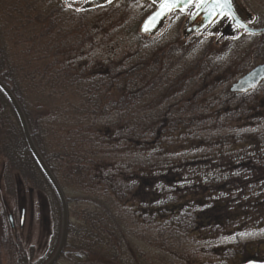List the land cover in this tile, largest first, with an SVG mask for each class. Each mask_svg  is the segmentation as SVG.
Segmentation results:
<instances>
[{
    "label": "trees",
    "instance_id": "trees-1",
    "mask_svg": "<svg viewBox=\"0 0 264 264\" xmlns=\"http://www.w3.org/2000/svg\"><path fill=\"white\" fill-rule=\"evenodd\" d=\"M91 13L93 11L86 10L81 15L86 17ZM144 58L147 56L131 55L125 58L116 66L115 74L107 69L108 74L114 76L113 81L120 84L117 98L109 100V97L103 98L109 90L105 81L108 76L100 71L85 75H75L66 70L54 71L50 75L47 71L34 74L20 71L16 76L15 68L10 66L8 53L0 51V80L17 99L33 143L67 204L68 228L60 261L96 264L100 256L112 255L114 262L126 264L124 255L129 250L127 247L131 245V240L115 220L114 213L119 212L135 215L138 220L145 217L149 223L164 221L169 215L180 219L182 213L184 217L196 214L194 216L198 220L199 216L205 215L198 221L201 227H221L225 223L245 218L256 222L250 224L245 221L238 230L251 228L257 233L264 229V212H259L260 217H252L249 212L264 206V101L250 96L257 88L243 94L229 93L227 103L224 102L218 109L197 107L199 117L189 125V120L173 117L174 114H182V106L185 105L181 102L180 105L178 101L173 103L177 106H166L163 103H167V99L162 106L150 112L146 110L145 101L151 90L144 91V78H151V84L162 91L181 86L178 95L182 97L189 92L183 88L192 85L190 81L196 73L195 79L201 75L206 77V73L209 78L211 73H208V68L212 69L214 62L207 60L206 71V63H194L193 55L179 56L176 60H173L175 55H155L151 65ZM160 59L162 61L158 62ZM163 61H166L164 67ZM128 65L130 70L125 71ZM160 68L170 71L161 72ZM128 73L130 79L123 77L119 82L115 80ZM17 77L30 83L27 91L38 100L35 106L37 117L32 116L33 106L26 103L28 99L20 90ZM0 105V116L9 113L16 123L13 137L9 140V133L4 132L5 119L1 118L0 121V152L6 159L4 174L2 172L0 175V191L4 189V183L7 186L12 183L10 172L16 171L25 183L46 193L55 215L54 230L46 250L37 262H33L34 249L27 248L19 234V230L22 231L24 227L23 217L27 214V208L21 207L22 223L17 230L8 221L9 217L12 218L11 210H8V198L1 197L2 211L6 213L8 222L7 264H46L55 254L59 243L60 204L28 152L15 115L1 93ZM146 115L149 116L147 120ZM138 116L143 119L140 120ZM49 120L62 131L61 135H56V143L51 151L46 143L47 123L51 124ZM66 124L69 127L64 135ZM155 124L161 128L153 130ZM170 125L172 128L168 133L167 127ZM176 138L189 153H169L173 144L170 139ZM134 148L145 150L142 158L135 157L136 165L119 164L121 151L126 153ZM164 154L167 155L162 162L164 166L158 168L155 165L144 169L145 166H153L157 157ZM178 155L180 157L177 159ZM181 164L184 166L182 169H187V166L201 169L200 166L208 164L226 167L203 173V182L207 183L201 187L191 183L198 180L196 176L180 172ZM228 173L234 176L233 181L227 176ZM242 173L246 175H240ZM6 177L9 183L5 181ZM65 188L73 190L74 196L68 195ZM157 188L170 191V194L150 193ZM32 190L28 189V193L32 194ZM32 204H29L30 214L34 210ZM143 204L147 206L143 207ZM70 206H76L73 212ZM200 208L204 211L196 212ZM172 228L182 232L180 226ZM131 264H134L133 260Z\"/></svg>",
    "mask_w": 264,
    "mask_h": 264
},
{
    "label": "rangeland",
    "instance_id": "rangeland-1",
    "mask_svg": "<svg viewBox=\"0 0 264 264\" xmlns=\"http://www.w3.org/2000/svg\"><path fill=\"white\" fill-rule=\"evenodd\" d=\"M157 3L158 0H112L106 6L83 17L81 12L86 10H83L80 3H61L59 0H0V51L8 53L10 66L15 68L14 75L16 76L21 72L34 74L47 71L49 74L54 71L66 70L75 75H85L92 71H100L108 76L105 81L108 83L109 90L103 98L109 97V100L117 98V87L120 84L117 85L113 81L114 76L109 75L107 69L112 70L115 74L116 66L131 55L147 56L144 59L149 61L150 65L153 64L155 55H175L173 60L179 56L193 55L194 63L198 61L206 63V71L207 60L210 63L214 62L212 69L208 68V73H211L208 79L207 73L206 77L201 75L195 79V76L198 75L196 73L193 80L190 81L192 85L183 88L182 84L185 91L189 90L182 97L178 95L181 93V86L163 91L160 89V91L153 83L151 84L153 82L151 78H144L142 84L144 91L151 90V94L145 101L146 110L150 112L151 109L154 110L155 107H160L163 104L177 106L173 103L178 101L179 105L181 102L185 106H182L184 107L182 114L179 116L174 114L173 117L189 120L188 124L191 125L190 123L195 122V118L199 117L197 107L218 109L224 102L227 103L230 86L251 68L264 63V34L249 35L237 31L233 37L222 36L220 29L223 21H221L213 26L208 33L192 34L184 38L182 29L193 10L190 7L186 11L180 12L181 14L171 13L156 35L140 34L139 28L142 21L155 9ZM232 3L237 13L247 21L250 27H264V0H232ZM189 9L192 10L188 12ZM140 45L142 49H140ZM45 55H48L46 56L48 59ZM160 61L162 60L160 59L158 62ZM165 62H162V67L165 66ZM128 70H130V65L125 71ZM160 70L161 72L170 71L168 68L163 70L160 68ZM119 72L122 71L119 70ZM202 73L204 74V72ZM129 76L130 73L119 76L115 80L119 82L123 77L130 79ZM17 80L20 90L28 99L26 103L33 106L32 116L37 117L35 106L38 104V100L27 91L30 83L21 81L19 77ZM104 89L106 88L104 87ZM145 95L148 94L145 93ZM250 96L251 98L258 97L260 101H264V81ZM167 99L169 101L163 103ZM46 111L45 109L44 113ZM1 116L0 121L1 118L5 119L4 132L9 133L8 139L11 140L16 123L9 113H4ZM147 117L149 116L146 115L145 119ZM138 118L143 119L141 116ZM51 120H49L51 124L47 123L46 138L50 151L56 143V135L62 134L61 128ZM68 127L67 124L64 126V135H66ZM160 128L161 126L155 124L153 130ZM171 128V125L167 127L168 133ZM170 141L173 144H171L169 153L172 151L179 154L189 153V150L184 149V144H181L177 138L170 139ZM0 147L2 149V146ZM204 149L207 154V149ZM128 151L126 153L121 151L119 164L136 165L135 157L142 158L145 153V150L141 148ZM179 157L180 155L177 156V159ZM166 158V154L159 156L153 166H145L144 169L152 168L155 165L160 168L164 166L165 163L162 162ZM5 163L6 159L1 151L0 175L2 172L4 174L3 165ZM178 164L180 163L178 162ZM224 167L226 166L208 164L204 167L200 166L201 169H193L188 166L185 167L187 169H182L184 166L181 164L179 170L181 169L180 172L184 173L183 175L196 176L198 180L191 183H197L202 187L207 183L203 182V175L207 170H221ZM10 174L12 183L8 186L4 183V189L0 191V264H7L6 239L8 233L7 215L2 211L1 197L8 198L12 226H15L17 230L22 219L21 207L27 208V214L23 217L25 218L24 227L22 231L19 230V234L27 248L33 247L32 261L37 262L45 252L49 237L54 230L55 215L49 197L42 189L35 190L33 186L25 183L16 171H12ZM215 175L217 174L215 173ZM240 175H246V173ZM227 176H230L233 181L234 176L232 177L231 173H228ZM1 180L3 181L4 178ZM5 181L9 183L7 177ZM225 182L223 181V183ZM30 188L33 189L32 194L28 193ZM65 190L68 195L74 196L73 190L70 188H65ZM150 193L167 195L170 194V191L157 188ZM30 194L31 196H29ZM160 201L161 199L158 202ZM30 202L33 203V214L28 212ZM142 206L146 207L147 205L143 204ZM75 208L76 206H70L72 212ZM79 209L82 208L79 207ZM198 211L204 210L200 208L196 210V212ZM249 212L252 213V217H260L259 212H264V206L259 210ZM189 215V217H184L182 213L180 219L169 215L164 221L149 223L145 217L138 220L135 215L114 213L116 222L129 234L131 240V245L127 247L129 250H126L124 255V263L131 264L133 260L134 264H235L234 257L243 252V245H264V229L257 233L251 231V228L237 229L241 227V223L246 221L251 224L256 222L255 220L240 218L225 223L221 227H207V225L201 227V222L198 221L205 215L199 216V220L197 216H194L196 214ZM172 226H180L182 232H177ZM253 248L257 249L254 254H258V258L264 255V251L258 250V246ZM97 261L101 262L100 264H120L119 261H113L112 255L100 256ZM98 262L96 264H99ZM56 264L69 263L59 260Z\"/></svg>",
    "mask_w": 264,
    "mask_h": 264
},
{
    "label": "water",
    "instance_id": "water-1",
    "mask_svg": "<svg viewBox=\"0 0 264 264\" xmlns=\"http://www.w3.org/2000/svg\"><path fill=\"white\" fill-rule=\"evenodd\" d=\"M63 3L69 0H60ZM72 2H80L81 0H71ZM111 0H88L83 9L94 10L108 4ZM179 2V0H178ZM224 2V0H220ZM217 0H202L200 6H197V0H187V2H179V6L173 8L171 11L162 12L159 8V3H157L156 8L142 21L139 32L142 35L153 36L156 35L161 27L165 24L166 19L171 13L180 11H186L188 7L194 5V9L188 16L184 23L182 29V36L184 38L189 37L192 34L198 32L205 33L210 30L216 23H218L223 18H226L228 23L222 30V36L233 37L237 30H241L246 34L259 35L264 34V28L253 29L245 21L241 19L238 15L232 0H226L224 7L216 6ZM223 13V15H221ZM264 81V63L253 67L250 71L245 73L239 79H237L229 88V93L231 94H242L253 90L261 82ZM0 93L9 103L18 125L20 127L25 145L28 152L30 153L32 159L34 160L37 168L49 183L51 188L54 190L61 209V233L59 238L58 247L56 249L53 257L46 264H56L59 260L66 242L67 228H68V212L67 204L63 193L61 192L57 182L55 181L53 175L48 169L45 161L42 159L37 148L35 147L31 134L28 130L25 116L22 109L13 96L10 89L4 85L0 80ZM9 223L12 224V220L8 218ZM250 264H264V263H250Z\"/></svg>",
    "mask_w": 264,
    "mask_h": 264
},
{
    "label": "flooded vegetation",
    "instance_id": "flooded-vegetation-1",
    "mask_svg": "<svg viewBox=\"0 0 264 264\" xmlns=\"http://www.w3.org/2000/svg\"><path fill=\"white\" fill-rule=\"evenodd\" d=\"M86 1H88V0H81L80 2H73V3H80L81 6H83ZM69 2H72V1L69 0L68 3ZM193 7H194L193 5L190 6V8H192V9H193ZM191 10L189 9L188 12H190ZM221 21H223V22L221 23L222 26H221V29H220V34L222 33V30L225 28V26L228 23V21H227L226 18H223ZM221 21H219V22H221ZM255 246H258L259 247L258 250L261 249L260 248L261 247V244L255 245ZM255 246H254V244L253 245H243L242 246L243 252L241 254H239V255H235V258H236V260H235L236 263L235 264H250V263H254V262L264 263V255L261 258H258V254H256V255L254 254V252L257 251V249L255 250L253 248ZM248 248H250V249H248ZM261 251H264V247H262Z\"/></svg>",
    "mask_w": 264,
    "mask_h": 264
},
{
    "label": "snow or ice",
    "instance_id": "snow-or-ice-1",
    "mask_svg": "<svg viewBox=\"0 0 264 264\" xmlns=\"http://www.w3.org/2000/svg\"><path fill=\"white\" fill-rule=\"evenodd\" d=\"M179 2H187V0H179ZM178 0H158L159 8L162 12L171 11L173 8H176L179 6ZM202 0H197V6H200ZM226 3V0L224 2H220V0H217L216 6L217 7H224V4ZM223 15V13H221Z\"/></svg>",
    "mask_w": 264,
    "mask_h": 264
}]
</instances>
